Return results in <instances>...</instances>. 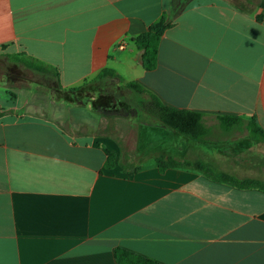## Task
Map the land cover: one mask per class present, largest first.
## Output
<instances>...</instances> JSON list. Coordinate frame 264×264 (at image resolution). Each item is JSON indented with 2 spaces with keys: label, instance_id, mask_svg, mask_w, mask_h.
Instances as JSON below:
<instances>
[{
  "label": "crops",
  "instance_id": "0c3cea01",
  "mask_svg": "<svg viewBox=\"0 0 264 264\" xmlns=\"http://www.w3.org/2000/svg\"><path fill=\"white\" fill-rule=\"evenodd\" d=\"M161 17L172 26L148 72L133 40ZM23 53L58 81L13 59ZM105 68L203 114L206 143L138 106L96 109L89 88L80 104L61 95ZM216 116L264 130V0H0V264H118L117 249L159 264H264L263 191L155 162L264 181V143Z\"/></svg>",
  "mask_w": 264,
  "mask_h": 264
},
{
  "label": "trees",
  "instance_id": "16d2710c",
  "mask_svg": "<svg viewBox=\"0 0 264 264\" xmlns=\"http://www.w3.org/2000/svg\"><path fill=\"white\" fill-rule=\"evenodd\" d=\"M172 23L167 21L165 17L148 27L146 32L135 38L134 44L138 51L141 52V63L145 71H153L157 67V53L161 36L166 30L171 28ZM24 68L40 74L44 77H51L58 81L59 74L56 68L47 65L35 58L27 56L25 53L13 57ZM116 81V86L124 89L139 98L137 105L143 113L151 119L166 128L175 131L181 137L194 142L203 144L206 143L207 129L204 125V115L191 112L189 110L176 109L164 105L156 96L148 92L137 82H125L120 78L115 71L105 68L102 69L97 76L84 83L81 87L72 88L66 91H61L67 99L74 103H83L80 98L81 94L89 87H99L103 81ZM58 88L61 86L58 84ZM94 92H97L96 90ZM111 97L110 95H106ZM143 96H145L143 98ZM112 99V98H111ZM218 123L224 127H243L248 134V137L256 143H264V130H262L255 120L245 121L237 117L216 116ZM114 155L109 153L105 162V167L109 168L113 165ZM155 162L160 172L170 168L192 169L201 173L206 179L223 183L238 189H257L264 192V181L259 179L236 178L225 173L217 171L210 164L203 161L195 160H178L173 157L159 155ZM136 171V169H133ZM115 258L118 264H159L153 260L143 256L133 254L123 249L115 250Z\"/></svg>",
  "mask_w": 264,
  "mask_h": 264
},
{
  "label": "rangeland",
  "instance_id": "374dc122",
  "mask_svg": "<svg viewBox=\"0 0 264 264\" xmlns=\"http://www.w3.org/2000/svg\"><path fill=\"white\" fill-rule=\"evenodd\" d=\"M115 84L116 81L113 80L106 81V83L100 84L99 87H89L87 92L89 96H93L95 94L94 91H97L94 108H105L110 111L116 110L118 113H124V110H120L121 107L129 109L133 106H138V97L124 89L116 88ZM106 95H110L112 99Z\"/></svg>",
  "mask_w": 264,
  "mask_h": 264
},
{
  "label": "built area",
  "instance_id": "2783aa9c",
  "mask_svg": "<svg viewBox=\"0 0 264 264\" xmlns=\"http://www.w3.org/2000/svg\"><path fill=\"white\" fill-rule=\"evenodd\" d=\"M120 49H123V45H122V46H120Z\"/></svg>",
  "mask_w": 264,
  "mask_h": 264
}]
</instances>
